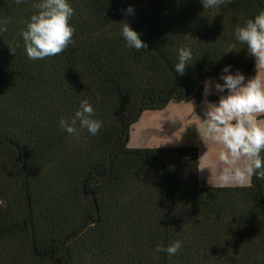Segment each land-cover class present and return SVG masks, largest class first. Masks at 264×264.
I'll list each match as a JSON object with an SVG mask.
<instances>
[{"label":"trees","instance_id":"16d2710c","mask_svg":"<svg viewBox=\"0 0 264 264\" xmlns=\"http://www.w3.org/2000/svg\"><path fill=\"white\" fill-rule=\"evenodd\" d=\"M34 2L0 0L8 21L0 33V264H264V180L211 186L196 147L127 145L142 111L201 98L205 79L224 83L225 66L253 72L235 28L264 0L213 9L200 0H68L73 42L31 60L21 33ZM122 21L146 50L127 47ZM8 44L18 45L15 55ZM182 47L192 60L180 75ZM84 99L102 127L93 136L77 124L70 135L59 122ZM177 240L175 255L154 252Z\"/></svg>","mask_w":264,"mask_h":264},{"label":"clouds","instance_id":"9594fccd","mask_svg":"<svg viewBox=\"0 0 264 264\" xmlns=\"http://www.w3.org/2000/svg\"><path fill=\"white\" fill-rule=\"evenodd\" d=\"M23 2L24 0H16L17 4ZM200 2L204 9H213L231 4L233 0ZM32 8L34 13L21 33L27 57L38 60L61 54L73 42L75 30L69 21L74 15V9L68 0H36ZM133 11L131 6L126 9L127 14H132ZM7 24L6 19L0 21V33L7 31ZM121 34L128 48L136 51L148 48L140 34L126 21L121 23ZM235 38L246 45L247 54L255 59L256 68H264V10L259 11L254 18L247 19L243 26H237ZM8 46L10 54L15 55L18 45ZM232 50H235V45L230 46L229 51ZM191 60V49L180 48L179 62L174 65L175 72L183 75ZM230 68L229 65L222 70L220 79L224 81L223 84L214 83L211 79L204 83L205 96L213 91V86L218 93L227 91V94L220 95L218 103L205 100L206 134L222 146L218 160L224 165L216 180H210L213 186L216 182L250 184L253 176L264 180V158L261 156L264 152V121L257 119L264 115V79L256 74L245 82L242 73L237 70L232 74ZM59 123L70 135H78L79 129H87L95 136L102 127V122L94 118V109L87 99L80 102L79 109L70 120L61 118ZM181 246V241L177 240L166 248L157 245L154 252H166L172 256Z\"/></svg>","mask_w":264,"mask_h":264},{"label":"rangeland","instance_id":"374dc122","mask_svg":"<svg viewBox=\"0 0 264 264\" xmlns=\"http://www.w3.org/2000/svg\"><path fill=\"white\" fill-rule=\"evenodd\" d=\"M256 74L264 79V68L257 69L255 64L253 72L244 75L245 82ZM209 79L214 83H220L215 77L205 79L202 82L201 98L189 96L185 100L172 101L162 109L142 111L137 121L131 126L127 145L129 147H180L187 144L196 147L200 178L207 181L206 184L213 186L210 180H216L224 165L218 160V153L222 146L206 134L205 100L218 103L220 95L227 94V91L218 93L213 86V91L205 96L204 83ZM263 116L260 115L257 119L264 121ZM229 184L215 183L218 186Z\"/></svg>","mask_w":264,"mask_h":264},{"label":"crops","instance_id":"0c3cea01","mask_svg":"<svg viewBox=\"0 0 264 264\" xmlns=\"http://www.w3.org/2000/svg\"><path fill=\"white\" fill-rule=\"evenodd\" d=\"M207 182V181H206ZM208 183V182H207ZM229 185H238V184H235V183H231V184H229Z\"/></svg>","mask_w":264,"mask_h":264},{"label":"bare ground","instance_id":"6f19581e","mask_svg":"<svg viewBox=\"0 0 264 264\" xmlns=\"http://www.w3.org/2000/svg\"><path fill=\"white\" fill-rule=\"evenodd\" d=\"M264 117V116H263Z\"/></svg>","mask_w":264,"mask_h":264}]
</instances>
